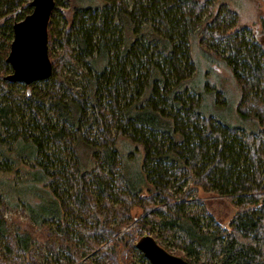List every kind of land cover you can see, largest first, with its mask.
<instances>
[{"label": "trees", "instance_id": "16d2710c", "mask_svg": "<svg viewBox=\"0 0 264 264\" xmlns=\"http://www.w3.org/2000/svg\"><path fill=\"white\" fill-rule=\"evenodd\" d=\"M53 1L51 76L24 85L5 80L6 57L31 0H0V200L51 228V264H149L135 248L144 235L188 264H264V19L247 36L230 31L237 14L223 2L74 0L62 33L53 19L65 0ZM194 42L231 73L230 122L208 105L220 92H199ZM199 191L232 203L229 228ZM35 247L0 215V264H37Z\"/></svg>", "mask_w": 264, "mask_h": 264}, {"label": "rangeland", "instance_id": "374dc122", "mask_svg": "<svg viewBox=\"0 0 264 264\" xmlns=\"http://www.w3.org/2000/svg\"><path fill=\"white\" fill-rule=\"evenodd\" d=\"M64 0H61V2ZM210 3L214 7L221 2L226 3L231 10H234L237 17L233 23L230 24V31L246 29L247 36L260 35L263 31L261 22L264 19V2L260 0H201ZM74 0H65V4L56 7V14L54 15V24L60 32H64L63 28L66 25V20L70 18L74 8ZM199 32L198 29L194 30V33ZM252 39V38H250ZM193 57L197 61L198 68H200V77L196 83L198 85L199 92H205V86L210 89L214 88L215 91L220 92L225 98L220 105L215 103L213 92L206 94L211 95V102L208 105L213 108V113H216L225 122H230L236 115V107L239 102V92L236 88L231 73L227 67H224L218 61H210L205 58L207 56L202 51L200 45L197 43L192 44ZM208 74V75H207ZM6 177H13L15 180L21 179L22 173H12V175ZM2 176V177H5ZM1 177V175H0ZM2 186V184H0ZM6 188V187H5ZM197 197L200 200L201 208L210 216L216 224L222 228H229L230 221L236 215V208L227 199L216 196L211 193H205L199 191ZM140 210H134L132 212L133 218L140 216ZM0 215L7 223L8 229L13 236L16 230L28 229L31 231L35 240V249L33 251V258L37 264H51L50 258L47 254L45 245V231H49V226L43 230L33 227L28 219V214L24 208H13L7 202L0 200ZM133 223H131L132 225ZM126 227L121 228V232L126 231ZM2 256L0 252V257ZM135 253L127 252L126 256H123V261L135 260ZM106 264H113L108 257L102 258ZM210 261V262H208ZM148 262V261H147ZM208 262V263H207ZM149 263V262H148ZM201 264H216V260H206V257L200 259Z\"/></svg>", "mask_w": 264, "mask_h": 264}, {"label": "water", "instance_id": "95a60500", "mask_svg": "<svg viewBox=\"0 0 264 264\" xmlns=\"http://www.w3.org/2000/svg\"><path fill=\"white\" fill-rule=\"evenodd\" d=\"M30 5L31 13L12 26V41L6 57L11 73L5 80L24 85L47 80L52 72L47 26L55 3L53 0H31ZM135 248L149 264H188L167 252L149 235L140 237Z\"/></svg>", "mask_w": 264, "mask_h": 264}]
</instances>
